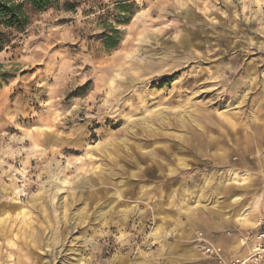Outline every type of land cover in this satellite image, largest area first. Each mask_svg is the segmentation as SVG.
Masks as SVG:
<instances>
[{
    "label": "rangeland",
    "instance_id": "374dc122",
    "mask_svg": "<svg viewBox=\"0 0 264 264\" xmlns=\"http://www.w3.org/2000/svg\"><path fill=\"white\" fill-rule=\"evenodd\" d=\"M256 203L264 0H59L0 51V264H183Z\"/></svg>",
    "mask_w": 264,
    "mask_h": 264
},
{
    "label": "trees",
    "instance_id": "16d2710c",
    "mask_svg": "<svg viewBox=\"0 0 264 264\" xmlns=\"http://www.w3.org/2000/svg\"><path fill=\"white\" fill-rule=\"evenodd\" d=\"M58 1L0 0V51L7 46L12 47L14 45V41L29 26L32 14L46 10ZM64 6L72 8V3L65 1ZM117 32V29H112V33H103L106 48H112L118 44Z\"/></svg>",
    "mask_w": 264,
    "mask_h": 264
},
{
    "label": "crops",
    "instance_id": "0c3cea01",
    "mask_svg": "<svg viewBox=\"0 0 264 264\" xmlns=\"http://www.w3.org/2000/svg\"><path fill=\"white\" fill-rule=\"evenodd\" d=\"M6 173V172H5ZM250 185L252 183V179L249 181ZM231 202L233 203H236L240 206H242V203H243V199L241 200H238V201H233V198L231 199ZM242 211V212H241ZM264 210L259 207L256 203L255 206H252V207H249V208H244L242 210H238L233 218L239 222V224H241L239 226V228H246L244 229V231L242 230V232L246 233L248 230L252 229L255 225V223L261 219V218H264V214H263ZM182 221H180L181 223ZM194 227H197L195 225V223L192 225V227L190 226H186V232L189 233L190 230ZM228 234L230 235V232H228ZM240 235H243L240 234ZM186 236V235H185ZM189 236L190 234L186 237V238H181V242L180 245L181 248H178L176 251H175V254L176 256H180L181 257H185L183 259H181L182 263L183 264H214L213 261L211 260H202V259H198L197 255H198V251L197 249L195 248V245H192L193 240L195 239H189ZM239 237L237 238V243H234V244H227L229 249H222V254H223V257L225 259H231V258H242V257H245L251 247H252V244H253V241L252 240H248L246 241V243L243 242H240L239 240ZM242 237V236H241ZM215 246H219L218 244H214ZM184 247V248H182ZM186 247V248H185ZM182 249H185V252L188 253L187 255L186 254H183V251ZM216 264V263H215Z\"/></svg>",
    "mask_w": 264,
    "mask_h": 264
},
{
    "label": "built area",
    "instance_id": "2783aa9c",
    "mask_svg": "<svg viewBox=\"0 0 264 264\" xmlns=\"http://www.w3.org/2000/svg\"><path fill=\"white\" fill-rule=\"evenodd\" d=\"M239 240L240 242L244 241V243L252 240V247L245 257L231 259L223 257L220 246L216 247L203 238L197 237L194 242L197 251L203 257L215 261L216 264H264V218L259 219L254 227L248 230Z\"/></svg>",
    "mask_w": 264,
    "mask_h": 264
},
{
    "label": "bare ground",
    "instance_id": "6f19581e",
    "mask_svg": "<svg viewBox=\"0 0 264 264\" xmlns=\"http://www.w3.org/2000/svg\"><path fill=\"white\" fill-rule=\"evenodd\" d=\"M184 37V36H183ZM184 40H186V38H184ZM184 43H187V42H184ZM148 127V126H147ZM164 133V132H163ZM26 186H28V185H26ZM25 189V188H24ZM23 194H22V190H19L18 192H17V194H16V199L14 200V203H16V204H18L19 202H18V197L20 198L21 196H22ZM196 206V205H195ZM19 213H21L20 211H19ZM86 241H88L87 239H85ZM50 241V240H49ZM85 241V242H86ZM89 242V241H88ZM215 246V245H214ZM216 247H218V246H216ZM221 251H222V249H220ZM223 255V254H222ZM26 260V259H25ZM43 264V263H42Z\"/></svg>",
    "mask_w": 264,
    "mask_h": 264
}]
</instances>
